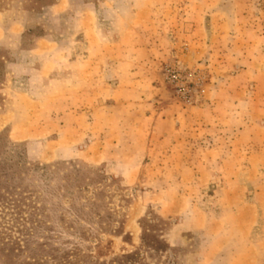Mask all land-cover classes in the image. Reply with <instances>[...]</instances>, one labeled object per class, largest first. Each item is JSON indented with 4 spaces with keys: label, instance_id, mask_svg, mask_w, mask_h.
Returning <instances> with one entry per match:
<instances>
[{
    "label": "rangeland",
    "instance_id": "374dc122",
    "mask_svg": "<svg viewBox=\"0 0 264 264\" xmlns=\"http://www.w3.org/2000/svg\"><path fill=\"white\" fill-rule=\"evenodd\" d=\"M0 137L37 264H264V0H0Z\"/></svg>",
    "mask_w": 264,
    "mask_h": 264
},
{
    "label": "trees",
    "instance_id": "16d2710c",
    "mask_svg": "<svg viewBox=\"0 0 264 264\" xmlns=\"http://www.w3.org/2000/svg\"><path fill=\"white\" fill-rule=\"evenodd\" d=\"M4 147L5 144L2 142V140H0V148ZM14 166L15 162L13 159L4 156L1 157L0 152V201H4L3 199L8 198V196L13 197L17 195L16 193H11L10 191L11 189H15V186L11 185L10 183L12 181H17L15 177L16 172ZM10 201H13L12 204L15 205L14 208L19 206L18 203L20 200L11 199ZM16 201L18 202L16 203ZM34 209H37V207L34 206ZM26 219L28 222V218ZM29 219L32 223H34L33 216H31ZM25 223V221L20 223V225H23V228L20 230V232L23 233L20 237L8 236L4 237L3 240L0 241V256L4 258V261H2L3 264H37L39 263L37 260L42 258L38 254L41 252L40 247L43 249V244L37 243L38 246L34 244V241L32 240L34 235L33 230H31L29 227H25ZM145 235L147 234L144 233L143 236L144 245L148 248H152V250H159V247L155 245L156 243L148 240ZM157 242L160 243L161 241ZM99 244L101 243H98L97 245ZM26 248L28 251H32L34 254V256H32L33 263L30 262L31 257L27 262L25 261V258L21 257V255L27 251ZM91 250L92 247L89 245L82 244V242L80 243L70 241V264H147L144 262V253L141 250L118 255L109 261L100 259L98 256L93 254ZM55 258L57 259V256Z\"/></svg>",
    "mask_w": 264,
    "mask_h": 264
}]
</instances>
